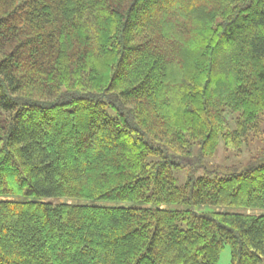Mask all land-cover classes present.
Returning <instances> with one entry per match:
<instances>
[{
  "label": "trees",
  "instance_id": "trees-1",
  "mask_svg": "<svg viewBox=\"0 0 264 264\" xmlns=\"http://www.w3.org/2000/svg\"><path fill=\"white\" fill-rule=\"evenodd\" d=\"M263 114L264 0H0V264H264Z\"/></svg>",
  "mask_w": 264,
  "mask_h": 264
},
{
  "label": "rangeland",
  "instance_id": "rangeland-1",
  "mask_svg": "<svg viewBox=\"0 0 264 264\" xmlns=\"http://www.w3.org/2000/svg\"><path fill=\"white\" fill-rule=\"evenodd\" d=\"M262 121V131L264 132V114ZM259 141L258 137H253L249 143L242 144V146L238 148H228L224 145L223 142H220L217 149L215 150L213 155L207 156L205 158H201L199 161L195 162L196 171L194 173L196 175L201 174L205 170H225L227 167L235 168L239 167L242 164L246 163L251 156L257 154L259 149ZM193 158L196 156V152H193ZM191 165H186L184 168L179 169L175 172L177 181L179 184L185 182L187 177V169ZM211 207L204 206L202 210H211ZM218 211H245L247 213H264V209L262 210H244L242 208H225L219 207ZM230 263V246L228 244L224 245L221 249L217 264H229Z\"/></svg>",
  "mask_w": 264,
  "mask_h": 264
}]
</instances>
